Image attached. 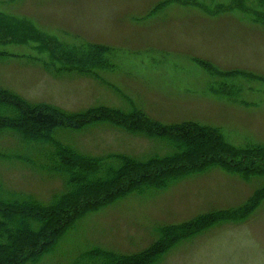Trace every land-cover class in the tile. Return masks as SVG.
<instances>
[{"label":"rangeland","instance_id":"obj_1","mask_svg":"<svg viewBox=\"0 0 264 264\" xmlns=\"http://www.w3.org/2000/svg\"><path fill=\"white\" fill-rule=\"evenodd\" d=\"M3 16L31 23L34 29L27 30L37 34L20 41L0 23L1 90L67 113L106 108L133 117L138 109L156 125L216 129L240 151L264 147V0H0ZM61 44L111 48V66L97 71L98 79L69 69L65 59L49 57ZM223 84L226 92L210 90ZM55 137L91 157L145 160L169 152L158 139L108 124L60 130ZM0 150L12 157L0 161L3 188L42 204L60 191L59 180L16 161L13 152L23 155L17 140L1 136ZM27 151L38 162L36 150ZM240 157L231 155L233 161ZM229 172L214 166L81 215L36 264H74L92 250L138 254L166 227L210 211L240 213L264 179L244 181ZM249 211L244 221L179 240L154 264H264V198Z\"/></svg>","mask_w":264,"mask_h":264},{"label":"trees","instance_id":"obj_2","mask_svg":"<svg viewBox=\"0 0 264 264\" xmlns=\"http://www.w3.org/2000/svg\"><path fill=\"white\" fill-rule=\"evenodd\" d=\"M0 23L24 36L37 34L22 19L3 16ZM19 23V24H18ZM17 24V26H16ZM34 29V28H33ZM1 45V44H0ZM40 47V46H38ZM49 57L65 59L67 68L85 75L108 70L114 50L106 46H53ZM5 53L0 51V57ZM95 75V79L98 77ZM225 84L211 86L220 94ZM138 116L106 108H90L82 113H67L46 104H32L22 97L0 89V137L10 136L19 142L23 155L14 154L25 168L61 182V189L42 204L21 192L0 185V264H36L50 253L59 239L76 220L96 208L124 195L161 190L178 179L218 166L244 181L264 179V147L251 145L236 149L225 143L216 129L194 123L164 127L150 123L143 112ZM98 124H108L147 138L158 139L168 146L165 156L153 155L145 160L115 155L91 157L59 142L60 130L83 131ZM34 148L38 162L24 149ZM233 161L232 154H239ZM11 155L0 150V161L10 162ZM114 162V164H113ZM264 198V185L240 209V213L210 211L187 224L166 227L148 249L133 255L92 250L74 264H154L172 244L190 239L202 231L228 221L241 222L248 216L249 205ZM237 212V211H236Z\"/></svg>","mask_w":264,"mask_h":264}]
</instances>
